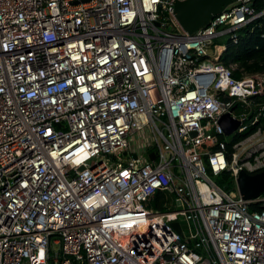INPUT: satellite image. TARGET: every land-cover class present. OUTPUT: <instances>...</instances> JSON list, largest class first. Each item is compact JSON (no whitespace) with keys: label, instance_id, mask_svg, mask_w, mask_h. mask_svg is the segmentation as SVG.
Masks as SVG:
<instances>
[{"label":"built area","instance_id":"built-area-1","mask_svg":"<svg viewBox=\"0 0 264 264\" xmlns=\"http://www.w3.org/2000/svg\"><path fill=\"white\" fill-rule=\"evenodd\" d=\"M174 1L0 0V264H264V73L213 46L264 9Z\"/></svg>","mask_w":264,"mask_h":264},{"label":"water","instance_id":"water-1","mask_svg":"<svg viewBox=\"0 0 264 264\" xmlns=\"http://www.w3.org/2000/svg\"><path fill=\"white\" fill-rule=\"evenodd\" d=\"M236 0H175L174 16L181 28L192 34L198 29L208 25L210 20L222 12L228 5ZM209 52L211 49H208ZM220 125L225 134H230L238 125V121L228 113L220 118ZM153 155L150 154V158ZM239 193L244 199H252L264 192V169L260 172L249 174L241 171L236 179ZM184 223V222H183ZM173 228L181 233L179 222L172 223ZM187 231V230H185Z\"/></svg>","mask_w":264,"mask_h":264},{"label":"trees","instance_id":"trees-1","mask_svg":"<svg viewBox=\"0 0 264 264\" xmlns=\"http://www.w3.org/2000/svg\"><path fill=\"white\" fill-rule=\"evenodd\" d=\"M252 7L255 12H260L264 9V3L262 0H254ZM224 46L221 56L227 66L234 65V78H240L243 73H264V14L253 18L238 30L237 42L227 37ZM217 182L222 186L233 185V179L227 171L220 175ZM156 198L158 204L160 195Z\"/></svg>","mask_w":264,"mask_h":264},{"label":"rangeland","instance_id":"rangeland-1","mask_svg":"<svg viewBox=\"0 0 264 264\" xmlns=\"http://www.w3.org/2000/svg\"><path fill=\"white\" fill-rule=\"evenodd\" d=\"M218 38H219V39H218ZM226 39H227V36H226V35L215 38L214 41H213V46H215V45H219V44H224L225 41H226ZM221 59L223 60L224 57L221 56ZM227 138H230V137H227ZM218 183H219V182H218ZM219 184H221V183H219ZM151 205H153V203H151Z\"/></svg>","mask_w":264,"mask_h":264},{"label":"crops","instance_id":"crops-1","mask_svg":"<svg viewBox=\"0 0 264 264\" xmlns=\"http://www.w3.org/2000/svg\"><path fill=\"white\" fill-rule=\"evenodd\" d=\"M219 39V38H218ZM220 48L223 50L224 49V44H219Z\"/></svg>","mask_w":264,"mask_h":264},{"label":"bare ground","instance_id":"bare-ground-1","mask_svg":"<svg viewBox=\"0 0 264 264\" xmlns=\"http://www.w3.org/2000/svg\"><path fill=\"white\" fill-rule=\"evenodd\" d=\"M219 49H221V48L219 47Z\"/></svg>","mask_w":264,"mask_h":264}]
</instances>
